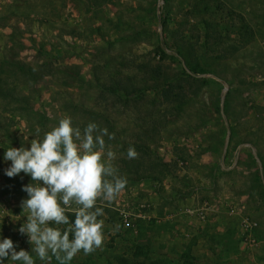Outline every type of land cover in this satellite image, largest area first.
Returning a JSON list of instances; mask_svg holds the SVG:
<instances>
[{
  "label": "rangeland",
  "instance_id": "1",
  "mask_svg": "<svg viewBox=\"0 0 264 264\" xmlns=\"http://www.w3.org/2000/svg\"><path fill=\"white\" fill-rule=\"evenodd\" d=\"M65 117L107 128L127 179L70 264H264V0H0V233L36 264L3 154Z\"/></svg>",
  "mask_w": 264,
  "mask_h": 264
},
{
  "label": "clouds",
  "instance_id": "2",
  "mask_svg": "<svg viewBox=\"0 0 264 264\" xmlns=\"http://www.w3.org/2000/svg\"><path fill=\"white\" fill-rule=\"evenodd\" d=\"M105 136L113 138L95 122L81 130L65 117L29 147L4 151L3 160L10 161L4 175L23 173L31 178L21 189L27 194L21 207L28 215L18 232L34 245L31 251L40 261L50 264L55 257L59 264H70L81 251L87 255L102 246L104 221L98 218L105 213L98 201H113L127 184L113 165L116 153L106 150ZM137 155L134 147L127 150L128 158ZM73 205L70 219L67 213ZM6 258L15 264H36L30 251L0 233V264Z\"/></svg>",
  "mask_w": 264,
  "mask_h": 264
},
{
  "label": "built area",
  "instance_id": "3",
  "mask_svg": "<svg viewBox=\"0 0 264 264\" xmlns=\"http://www.w3.org/2000/svg\"><path fill=\"white\" fill-rule=\"evenodd\" d=\"M185 213H187L188 215H194L195 217H197L200 220H204L205 216H206V209L205 208L204 209H197V210L186 209ZM121 218H122V222L124 224L128 225L129 215L127 213L122 212ZM241 226L249 233L253 229H255L257 224L253 221L246 219V218H242L241 219Z\"/></svg>",
  "mask_w": 264,
  "mask_h": 264
},
{
  "label": "trees",
  "instance_id": "4",
  "mask_svg": "<svg viewBox=\"0 0 264 264\" xmlns=\"http://www.w3.org/2000/svg\"><path fill=\"white\" fill-rule=\"evenodd\" d=\"M164 23H165V17L163 16V15H160V17H159V25L160 26H162V25H164ZM163 52H164V49H163ZM152 73H154V72H152ZM190 76V75H189ZM157 76L155 75V74H152V76L150 75V78L151 79H154V78H156ZM141 179H146V180H148V179H152V180H156V181H158L159 180V178L158 177H150V176H143Z\"/></svg>",
  "mask_w": 264,
  "mask_h": 264
},
{
  "label": "crops",
  "instance_id": "5",
  "mask_svg": "<svg viewBox=\"0 0 264 264\" xmlns=\"http://www.w3.org/2000/svg\"><path fill=\"white\" fill-rule=\"evenodd\" d=\"M147 194H148V193H147ZM147 197L151 198L152 196L148 194V196H147V195H146V196H144V200H146V199H147Z\"/></svg>",
  "mask_w": 264,
  "mask_h": 264
}]
</instances>
